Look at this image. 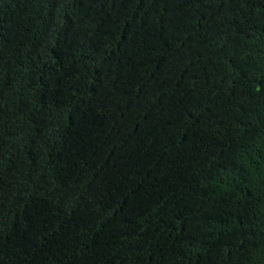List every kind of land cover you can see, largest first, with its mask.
<instances>
[{
    "label": "trees",
    "instance_id": "1",
    "mask_svg": "<svg viewBox=\"0 0 264 264\" xmlns=\"http://www.w3.org/2000/svg\"><path fill=\"white\" fill-rule=\"evenodd\" d=\"M0 264H264V0H0Z\"/></svg>",
    "mask_w": 264,
    "mask_h": 264
}]
</instances>
